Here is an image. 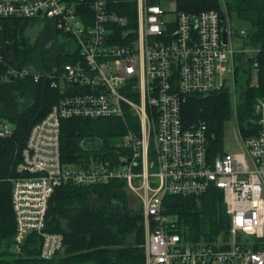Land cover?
Listing matches in <instances>:
<instances>
[{
    "label": "built area",
    "instance_id": "1",
    "mask_svg": "<svg viewBox=\"0 0 264 264\" xmlns=\"http://www.w3.org/2000/svg\"><path fill=\"white\" fill-rule=\"evenodd\" d=\"M171 2L176 4L0 0V39L7 19H47L75 45L73 52L61 54L69 63L58 66L55 60L38 70L33 58L28 67L14 64L0 40V83L47 79L60 92L45 118L30 129L9 179L17 253L32 237L40 259L63 253L62 234L46 231L56 188L122 181L143 217L145 264H264V96L239 126L233 83L234 54L256 50L237 49L230 27L223 44L224 13L170 11ZM230 86V120L241 148L232 155L222 143L214 151L215 137L206 124L185 127L181 113L189 96ZM75 118L121 120L125 133L114 154L91 151L74 163L62 161L61 123ZM12 134L11 128L0 130L1 138ZM212 189L223 197L228 230L212 241H189L178 231L176 218L165 213L164 200L200 197Z\"/></svg>",
    "mask_w": 264,
    "mask_h": 264
},
{
    "label": "trees",
    "instance_id": "2",
    "mask_svg": "<svg viewBox=\"0 0 264 264\" xmlns=\"http://www.w3.org/2000/svg\"><path fill=\"white\" fill-rule=\"evenodd\" d=\"M213 9L225 14L227 27L239 41L237 49L246 46L256 50L254 54H234L236 111L239 126L243 127L258 97L264 96V0H176V10L181 12L198 14ZM36 21H4L0 40L14 64L28 67L33 62L36 43L29 42L23 31ZM235 23L241 27L238 29ZM242 29L245 35L241 37ZM55 60L58 66L70 62L61 54ZM240 62L244 63L242 70ZM253 73L257 76L255 84L251 82ZM59 97L60 92L52 89L47 79L0 83V121L9 123L13 132L9 137H0V264H145L143 217L139 204L130 200L122 181L56 188L49 199L46 231L62 234L63 253L50 261L40 259L33 237L21 244L19 253L13 252L16 232L9 179L20 162L30 129L45 118ZM181 113L185 127L206 124L209 133L214 134L213 150L217 151L222 143V124L233 113L231 91L230 95L224 88L204 96H189ZM60 131V157L66 163L87 157L94 153L91 151H98L101 156L113 155V140L125 133L121 120L112 118L68 119L62 121ZM164 210L176 218L178 231L189 241H212L229 227L223 197L214 189L200 197L168 196Z\"/></svg>",
    "mask_w": 264,
    "mask_h": 264
},
{
    "label": "rangeland",
    "instance_id": "3",
    "mask_svg": "<svg viewBox=\"0 0 264 264\" xmlns=\"http://www.w3.org/2000/svg\"><path fill=\"white\" fill-rule=\"evenodd\" d=\"M219 1L222 2L225 0H219ZM167 8L170 11H174L176 8L175 2L169 3L167 5ZM235 26H237L238 29L241 27L239 24L237 25L236 23ZM23 33L28 38L29 42H31L32 44L36 43L37 49L32 57L33 60L35 61V67L38 70L43 68L44 63L49 64L54 62L56 56H58L59 54H68L73 52V50L75 49V45L73 44V41L68 40L64 35H61L60 33L56 32V27L54 25V22L48 21L47 19L38 20L32 26L30 25L25 26ZM228 66L229 64L226 65L227 68ZM238 66L241 69L244 66V63L240 62ZM227 74L228 71L225 72L224 77H226ZM256 81H257L256 73H253L251 82L255 84ZM231 89L233 91V86L226 88L229 95ZM222 126L223 129L221 132L220 140H222L224 152H227L228 154L231 155L234 153H239L241 151V148L238 143V140H236L235 131H234L235 126H233L232 119L225 120ZM4 127L11 128V125L6 121L4 122L0 121V130L3 129ZM121 138L122 137H118V139L113 140V142L118 143L121 141ZM129 197L130 200H133L137 204H139L131 196ZM12 248H13V252L17 254L14 245H12Z\"/></svg>",
    "mask_w": 264,
    "mask_h": 264
},
{
    "label": "water",
    "instance_id": "4",
    "mask_svg": "<svg viewBox=\"0 0 264 264\" xmlns=\"http://www.w3.org/2000/svg\"><path fill=\"white\" fill-rule=\"evenodd\" d=\"M220 20L222 22V41H223V44L226 45L227 44V41H226V36H227V22H226V17H225V14H222L221 17H220Z\"/></svg>",
    "mask_w": 264,
    "mask_h": 264
},
{
    "label": "bare ground",
    "instance_id": "5",
    "mask_svg": "<svg viewBox=\"0 0 264 264\" xmlns=\"http://www.w3.org/2000/svg\"><path fill=\"white\" fill-rule=\"evenodd\" d=\"M130 196V195H129Z\"/></svg>",
    "mask_w": 264,
    "mask_h": 264
}]
</instances>
